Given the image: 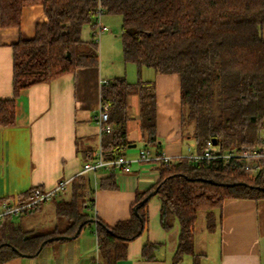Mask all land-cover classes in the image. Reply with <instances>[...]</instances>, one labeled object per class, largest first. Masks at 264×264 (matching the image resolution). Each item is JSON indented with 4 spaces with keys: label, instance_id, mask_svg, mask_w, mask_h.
Masks as SVG:
<instances>
[{
    "label": "trees",
    "instance_id": "16d2710c",
    "mask_svg": "<svg viewBox=\"0 0 264 264\" xmlns=\"http://www.w3.org/2000/svg\"><path fill=\"white\" fill-rule=\"evenodd\" d=\"M34 4L43 6L47 20L37 25L33 38L13 46V97L0 99V125L4 127L16 122V97L23 88L99 64V42L93 35L98 0H0L2 24L19 26L23 9ZM102 6L106 14L121 17L125 61L135 63L139 72L148 67L180 75L182 125L193 127L196 152H203L213 139L221 150L264 146V0H102ZM89 23L92 35L85 40L83 29ZM67 51L70 58L65 56ZM134 93L139 96L141 138L146 145L157 142L153 81L130 82L117 76L101 88L113 125L102 136L105 159L122 154L131 143L128 123ZM113 170L100 181L101 188L115 187ZM160 176L153 187L136 193L129 218L113 226L98 222L104 264L125 258L128 243L147 229L148 202L155 195L161 202L162 226L170 229L175 220L179 224L170 264H181L186 255L192 256V264H200L201 253L195 251L200 213L204 212L206 227L213 231L216 211L225 199L264 198V159L260 169L249 172L221 160L179 157L170 166L161 162ZM88 189L87 178L80 174L73 178L71 199L57 202L56 213L67 218L64 230L56 227L31 234L8 222L11 233L0 239V263L21 252L36 255L44 241H55H48L50 237L74 235L80 226L81 232L91 217L85 210ZM33 193L34 188L21 201ZM4 200L8 198L0 203ZM148 249L146 245L144 255L152 258Z\"/></svg>",
    "mask_w": 264,
    "mask_h": 264
},
{
    "label": "crops",
    "instance_id": "0c3cea01",
    "mask_svg": "<svg viewBox=\"0 0 264 264\" xmlns=\"http://www.w3.org/2000/svg\"><path fill=\"white\" fill-rule=\"evenodd\" d=\"M119 17L105 13L102 21L110 25V20L116 19L120 24ZM46 20L41 4L25 7L19 26H4L0 17V99L13 97L14 44L33 38L37 25ZM114 30L109 28L101 35L107 51L121 35L119 32L113 36ZM137 73L138 79L154 83L157 142L146 145L142 140L139 96L130 97L128 140L136 146H128L122 154L131 160L132 169L115 168L113 188L100 187V181L109 175L111 168L80 173L84 163L94 160L102 146L103 135L99 132L97 115L103 80L117 77H109L101 56L98 65L80 67L20 91L16 97L15 124L0 125V200H21L33 188L49 190L69 179L67 188L57 195L60 198L54 205L56 212L57 202L71 199L73 178L83 174L89 185L85 210L91 217L79 235L45 244L36 255L19 254L0 264H96L98 261L104 264L98 245V222L113 226L129 218L136 193L150 189L161 177V162L140 160L139 150L148 146L151 156L164 152L176 158L190 154L193 144L196 152L193 127L182 125L180 75L160 73L148 67ZM160 210L161 202L155 195L148 202L147 229L128 243L127 256L117 264L171 263L178 244L179 224L175 220L172 228L165 229ZM261 211L256 199H225L216 211L215 229H207L205 218L204 228L195 230V251L201 253L200 264H264V216ZM20 215L0 221V239L11 233L8 222L20 226L21 221L15 217ZM146 245H149L152 258L144 255ZM200 246L203 252L198 251ZM184 261L185 257L181 264Z\"/></svg>",
    "mask_w": 264,
    "mask_h": 264
},
{
    "label": "built area",
    "instance_id": "2783aa9c",
    "mask_svg": "<svg viewBox=\"0 0 264 264\" xmlns=\"http://www.w3.org/2000/svg\"><path fill=\"white\" fill-rule=\"evenodd\" d=\"M106 9L102 6V0H98V9L94 19V38L99 42L104 31L108 30V26L103 23L102 17L105 15ZM108 80H103V83ZM97 124L101 135L112 130L113 125L110 122V104L109 102L100 101V109L97 115ZM150 148L145 146L139 150L140 160L155 159L170 166L176 158L161 152L154 156L150 155ZM183 157V156H182ZM187 157L189 160H221L224 164H234L240 166L249 172H256L261 168L264 159V146L257 145L254 147H244L242 149L221 150L218 145L213 144V140L207 142L203 152H191ZM131 160L124 154H119L112 159H105L103 157L102 148L96 153L94 160L84 163L80 173L87 171L97 172L102 168H119L123 171H130L132 169ZM70 180H62L58 182L52 189L42 190L35 188L34 193L30 199L21 201L19 199L10 201L4 200L0 204V221L7 216L22 214L26 211H31L40 206L43 202L54 199L57 195L64 191ZM96 264H102L97 262Z\"/></svg>",
    "mask_w": 264,
    "mask_h": 264
},
{
    "label": "rangeland",
    "instance_id": "374dc122",
    "mask_svg": "<svg viewBox=\"0 0 264 264\" xmlns=\"http://www.w3.org/2000/svg\"><path fill=\"white\" fill-rule=\"evenodd\" d=\"M121 18V17H119ZM105 22V21H104ZM106 23V22H105ZM104 23V24H105ZM112 25V26H111ZM111 31L113 36L118 34L121 30V22L120 24L116 22V19L110 20V25H107ZM112 27V28H111ZM114 28V29H113ZM91 25L87 24L83 29V39L87 40L91 38ZM116 43L112 45L113 48H110L109 51L106 50L103 36L100 39L99 46V55L101 59H103L104 69L107 73H110L109 77L115 76H125L129 81H137L138 80V71L137 65L133 62H128L124 60L123 49H122V40L121 35L117 36ZM133 71V73H132ZM137 97L136 93L132 94L131 97ZM193 142V141H192ZM192 152H195V147L192 144ZM59 196L55 197L54 200H48L47 204H44L43 209L39 212L36 210L29 214H21L20 216H15L20 222V227L25 231H29L31 234H39V233H47L53 231L56 227H59L61 230L66 229L67 227V218L65 216H60L55 212L54 205L56 201L59 200ZM259 204L261 206L262 217L264 216V198L258 199ZM205 217L204 212L200 213L197 222L196 229L197 232L204 228ZM204 248L200 246L198 248L199 252H203ZM183 264H192L191 255L185 256V261Z\"/></svg>",
    "mask_w": 264,
    "mask_h": 264
},
{
    "label": "water",
    "instance_id": "95a60500",
    "mask_svg": "<svg viewBox=\"0 0 264 264\" xmlns=\"http://www.w3.org/2000/svg\"><path fill=\"white\" fill-rule=\"evenodd\" d=\"M65 56L68 57V58H70V57H71L70 52L67 51V52L65 53ZM213 144L217 145V140H216V139H213ZM128 146H129V147L136 146V143L129 144ZM262 189H264V188H262ZM155 191H157V189H156ZM152 195H153V193H152V194H149V196H148L147 198H145V200H144L142 203H144L146 200H148V198L151 197ZM91 220H92V219H91ZM80 230H81V226H80V228L77 230L76 234H74V235H58V236H55V237H50V238L48 239V241L52 242V241H54V240H62V239H70V238H73V237L77 236V235L80 233ZM45 243H46V241H44V242L41 244L40 250H41V248L45 245ZM2 245H3V244H0V247H1ZM13 249H14V250H17V248H15V247H13ZM20 255H27V254L21 252Z\"/></svg>",
    "mask_w": 264,
    "mask_h": 264
},
{
    "label": "bare ground",
    "instance_id": "6f19581e",
    "mask_svg": "<svg viewBox=\"0 0 264 264\" xmlns=\"http://www.w3.org/2000/svg\"><path fill=\"white\" fill-rule=\"evenodd\" d=\"M145 162V161H144ZM148 162V161H147Z\"/></svg>",
    "mask_w": 264,
    "mask_h": 264
}]
</instances>
